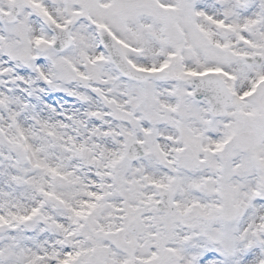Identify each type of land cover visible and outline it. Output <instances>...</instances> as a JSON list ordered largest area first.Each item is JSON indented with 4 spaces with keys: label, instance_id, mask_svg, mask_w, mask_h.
<instances>
[{
    "label": "snow or ice",
    "instance_id": "snow-or-ice-1",
    "mask_svg": "<svg viewBox=\"0 0 264 264\" xmlns=\"http://www.w3.org/2000/svg\"><path fill=\"white\" fill-rule=\"evenodd\" d=\"M0 264H264V0H0Z\"/></svg>",
    "mask_w": 264,
    "mask_h": 264
}]
</instances>
